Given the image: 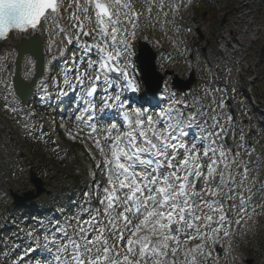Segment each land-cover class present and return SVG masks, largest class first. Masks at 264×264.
Returning a JSON list of instances; mask_svg holds the SVG:
<instances>
[{
    "label": "snow or ice",
    "instance_id": "obj_1",
    "mask_svg": "<svg viewBox=\"0 0 264 264\" xmlns=\"http://www.w3.org/2000/svg\"><path fill=\"white\" fill-rule=\"evenodd\" d=\"M73 2L69 28L65 0H0V41L48 33L50 44L61 36L59 44H74L58 93H75V120L90 130L107 181L84 192L71 215L27 233L35 244L25 249L27 264L36 253L35 264H218L217 246L234 225L251 219L250 207L264 210L244 160L255 149L245 146L225 97L217 99L224 90L169 91L150 72L141 80L137 59H150L134 43L143 14L136 0H68V8ZM154 5L146 0L145 11Z\"/></svg>",
    "mask_w": 264,
    "mask_h": 264
},
{
    "label": "rangeland",
    "instance_id": "obj_2",
    "mask_svg": "<svg viewBox=\"0 0 264 264\" xmlns=\"http://www.w3.org/2000/svg\"><path fill=\"white\" fill-rule=\"evenodd\" d=\"M181 1L182 0H164V7L161 9L159 7L160 0H155V5L153 6L152 12L150 14L145 11L146 1H144L143 13L145 14L146 23L149 24V28L147 27L148 31L144 28L143 32L147 33L146 35H144V39L148 41L154 47L158 55H160L161 61L159 64V69H161L162 72L170 69V71H172L174 75L178 74L180 77L186 78L189 71L181 58L183 45L177 43L176 36L174 35V23L182 19L183 10L181 9V13L179 12L178 14H175L176 11H173L172 9V5L178 4L180 6ZM257 1H259V3L256 4L254 11L258 12V16L256 17L255 30H253L252 32L255 34L254 36H251L250 34V38H246L247 46H244L245 50H243V48H234V46L229 48L232 52V56L228 59V61L230 62V66L226 65L224 60L218 56V53L216 52V48L214 46V37L222 31V29H217L218 25L216 26V24L223 22L224 26H227L230 21L232 22L237 18L235 17V15L238 13L237 7L240 5L239 0H229L228 11L223 10L219 12V15L217 14L215 6L212 8L204 6L201 4V1L198 0L199 7L196 12V21L198 26L200 27L203 39L205 40L204 42L206 46L210 48V51L213 54L217 69L221 71V78L225 82H228L230 84L232 97L234 95L235 98V101L234 99L233 101L242 110V121L243 118L246 117L247 129H256L257 131L256 133H251L250 130V133L248 131V136L246 135V138L250 142H252L251 145L258 148V153L253 152L250 158L247 155L244 156V160L246 163H248V167L252 169H257V157H262L261 159L264 162V140L262 138V135L258 137L259 130L256 127L257 125L253 123L255 109L248 104V101L243 96V92L241 90L242 88H245L247 86L254 85L257 95L261 97L262 104H264V0ZM65 4L68 5V2L65 1ZM235 4L237 6H235ZM165 13H167V15H165ZM68 21L71 22V20ZM231 22L230 24L232 26ZM257 35L259 36V38L258 42L256 43L255 38H257ZM253 43H255L257 46L250 48ZM242 46L243 45H241V47ZM167 52L169 55H171V53H175L177 55V58L171 64L164 65L161 68ZM196 63V69L194 70L196 72L199 71L200 74L197 73L195 89L191 90L192 92H189H191L193 95H203L200 92L202 91L204 93L206 85H209V88L216 89V87H213L212 85L218 82L213 74V70L211 69L213 67L212 64L206 63L204 62V60H200V58H198ZM177 64H179L178 67L176 66ZM54 72H56L55 69ZM174 75H167L169 88L171 86L170 80ZM254 80L255 82L253 83L252 81ZM200 88L202 90H200ZM1 92L2 91L0 90V116L3 117V115H5L9 119L11 125L9 128H5V130L13 131V135H15V138L10 140L11 144H13L14 147V154H9L7 152L8 154L6 155V152H2L3 149L0 148V179L4 181L5 186L14 190L15 192L21 193L23 190H26L28 187H30V185H27L24 180H21L20 175L17 173L18 169L23 167L22 162L20 163V161L24 160V155L22 154V156H18V154H20V152H24L25 155H30L35 158V154L40 152L38 155L44 157V159H37L35 161L36 163L40 162L42 164L39 165L40 168L36 167L39 173L44 177L45 170L47 168H52V171L54 172L52 181H55L56 184L61 185L62 182H65V179L62 178L63 175L65 176V173L64 171L63 174L62 171L58 173L55 172L54 164L56 166L59 165L60 162L58 157L52 158L53 155L50 154L49 158L45 154L44 148L28 145V142H30L32 139V132L28 133V128L31 127V124H28L27 122L28 116L34 115L35 117L44 120H46L47 117L53 119V117L56 116L49 115V113L42 111L37 106H31L30 112L25 114L28 116H24V123H21V126L17 127L16 122L19 119L17 118L16 120H11L9 115V109H11L10 107L14 108V106H11L9 104L8 100L4 97L6 95ZM38 132L35 133V135H38ZM262 132L264 133L263 130ZM2 139L9 140L7 135L3 132L0 133V141ZM15 152H18L17 155L15 154ZM31 165L36 164L32 163ZM63 166L64 165H62L61 167ZM67 171H70V169ZM255 190L257 193L255 199L257 200L258 198L259 204H264V189L261 188V185H258L257 187H255ZM1 192L2 189H0V198ZM1 201L2 200L0 199V213L2 216H0V221L2 222L4 220L6 221V219L11 214L8 209L5 208L3 202ZM6 202L9 203V201ZM258 210L261 215H264V210H261V208L259 207ZM19 215L20 214H18V216ZM260 228L264 229V227L257 226L256 233L260 235L261 239L264 240L263 233H261V230L259 231ZM240 234L242 237H244L241 231ZM10 247L11 244H9V242L7 241L0 245V252L5 257V259L9 254ZM245 249L246 251H249L248 255L252 257L253 264H264V253H259L257 250L251 251V242L246 243Z\"/></svg>",
    "mask_w": 264,
    "mask_h": 264
},
{
    "label": "bare ground",
    "instance_id": "obj_3",
    "mask_svg": "<svg viewBox=\"0 0 264 264\" xmlns=\"http://www.w3.org/2000/svg\"><path fill=\"white\" fill-rule=\"evenodd\" d=\"M65 7L68 9L66 12H64V17H65V22H66L67 21L66 18L69 19L70 17L69 15L70 8H68V5H65ZM39 35L41 36V40L44 43L46 50L49 48L51 49V53L50 54L47 53L46 57L50 56L51 58H54L55 48H56V45L59 43L58 42L59 38H55L56 42L50 44V37L48 33H42ZM21 37L22 36L17 37V36L11 35L10 39L4 40L1 43V46H0V85L10 84L11 77L13 74V69H14L12 63L16 56L15 46L20 43ZM26 37H29V36H26ZM26 59L28 60L29 58L26 57ZM33 71H34V68L30 70V67H28V64L23 62L21 73L26 79H29L30 76H32ZM9 88L12 91L11 86H9Z\"/></svg>",
    "mask_w": 264,
    "mask_h": 264
},
{
    "label": "water",
    "instance_id": "obj_4",
    "mask_svg": "<svg viewBox=\"0 0 264 264\" xmlns=\"http://www.w3.org/2000/svg\"><path fill=\"white\" fill-rule=\"evenodd\" d=\"M23 52H32L33 54L36 55L39 65L38 74L40 75L42 71V53L40 46L37 47L36 45L33 44L22 45L19 47V54H22ZM143 52L147 53L150 59V63L147 66L144 63H142V68L144 72L145 73L150 72L152 76L155 75L156 77H159L157 76V74H155L154 53L150 50L149 47H146ZM16 83H17L18 92L21 93L24 98H27L32 91V85H28L27 83H24L18 71L16 74Z\"/></svg>",
    "mask_w": 264,
    "mask_h": 264
}]
</instances>
